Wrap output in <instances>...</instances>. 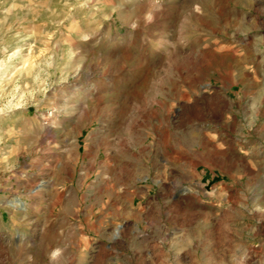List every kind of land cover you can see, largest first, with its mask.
Segmentation results:
<instances>
[{"label":"rangeland","instance_id":"obj_1","mask_svg":"<svg viewBox=\"0 0 264 264\" xmlns=\"http://www.w3.org/2000/svg\"><path fill=\"white\" fill-rule=\"evenodd\" d=\"M0 264H264V0H0Z\"/></svg>","mask_w":264,"mask_h":264}]
</instances>
